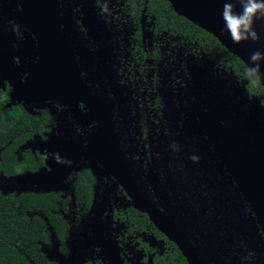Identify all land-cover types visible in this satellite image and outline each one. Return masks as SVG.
<instances>
[{"label": "flooded vegetation", "instance_id": "1", "mask_svg": "<svg viewBox=\"0 0 264 264\" xmlns=\"http://www.w3.org/2000/svg\"><path fill=\"white\" fill-rule=\"evenodd\" d=\"M58 2V52L72 69L65 87L34 80L46 51L20 1L0 0V120L19 127L14 160L0 168V193L50 201L49 210L26 213L45 225L40 252L55 264H190L165 232L175 224L208 262L205 241L217 245L224 227L235 240L234 249L217 248L226 262L264 264L262 249L258 255L231 229L233 221L246 224V210L203 123L205 92L226 96L231 85L247 88L245 80L180 20H166L159 0L151 7L149 0ZM10 142L0 147V165ZM51 214L64 223L63 239ZM51 235L61 263L42 250Z\"/></svg>", "mask_w": 264, "mask_h": 264}, {"label": "water", "instance_id": "2", "mask_svg": "<svg viewBox=\"0 0 264 264\" xmlns=\"http://www.w3.org/2000/svg\"><path fill=\"white\" fill-rule=\"evenodd\" d=\"M19 1L24 8V17H27V26L34 30L38 36L39 45L46 51L44 58L38 64V74L34 80L37 82L53 81L54 84L65 87L67 82H71L72 69L67 59L61 61L67 55L63 56L58 52L62 41V38L57 35L60 26L58 0ZM167 1L177 14L184 16L196 26L213 35L230 53L240 58L247 67L252 52L257 50L264 52V22L262 21H257L255 24V29L261 37L259 41L233 43L222 18L225 0ZM231 2L234 4V10L239 12L238 0H231ZM261 70L264 72V62H262ZM49 73L51 76L47 78ZM261 84L264 87V80L261 81ZM228 88L230 89V87ZM245 92L250 93L244 85L240 86L241 98L233 101L230 92H227L226 96L219 95V93L216 94L215 87H213V93L206 91L205 94L209 93L211 99L208 103L204 101L207 107L205 114L207 116L203 118V123L208 130V141L215 156L229 173L231 183L236 186L237 196L240 194L242 202L251 208L258 229L264 237V120L254 97L250 98V106L243 102L242 95H245ZM65 95L64 91L60 92L61 97ZM217 97H219L218 100H216ZM219 100L221 101L218 102ZM217 110L219 115L216 114ZM143 201L146 202L144 198ZM140 208L149 210L147 207ZM151 217L159 227L160 222L162 228L163 226L165 228L168 223L154 217L152 213ZM168 219V217L165 218V220ZM177 219L182 221L178 217ZM252 224L246 222L245 226L247 225L246 227L249 228ZM171 226L172 229H165V232L183 250L190 264H231L226 262L224 252L217 250V248H221L217 247V242L215 245L213 240L214 243L210 241L211 244L205 241L207 253L210 256L208 262L200 247L192 242L190 235L183 237L178 235L180 231L184 234L187 232L185 226L182 225L179 230H176L175 224H171ZM192 236L197 238L195 235ZM200 240L207 239L202 235Z\"/></svg>", "mask_w": 264, "mask_h": 264}, {"label": "trees", "instance_id": "3", "mask_svg": "<svg viewBox=\"0 0 264 264\" xmlns=\"http://www.w3.org/2000/svg\"><path fill=\"white\" fill-rule=\"evenodd\" d=\"M156 0H149V7ZM161 8L165 13L163 16L166 20L171 17L180 20L181 24L186 26L187 31L195 34V38L203 43V47L210 50L215 60L221 61L229 68L233 69L242 79H244L247 66L236 55L230 53L213 35L196 26L194 23L186 19L184 16L177 14L171 4L165 0H159ZM246 82V81H245ZM249 92L256 96L255 101L261 116L264 120V87L261 82L256 86H249L246 82ZM25 130L30 129V123L27 119H23ZM18 123L14 120L2 122L0 120V147L11 141L6 146L3 153V164L0 168L6 167L13 162L14 158L10 156L11 150L19 138ZM50 201L44 196L34 193L21 194L19 196L9 194L7 196L0 193V264H31L30 260L35 264H55L50 262L46 256L39 250V241L47 240L44 235V223L35 216L34 219L26 215L27 211L42 206L45 210H49ZM15 206L20 207V213H15ZM51 221L56 227L60 238H64L65 226L61 219L51 214Z\"/></svg>", "mask_w": 264, "mask_h": 264}, {"label": "clouds", "instance_id": "4", "mask_svg": "<svg viewBox=\"0 0 264 264\" xmlns=\"http://www.w3.org/2000/svg\"><path fill=\"white\" fill-rule=\"evenodd\" d=\"M240 11L234 10L231 0H225L222 18L230 37L235 44L244 41L257 42L261 39L260 34L255 29L257 21L264 22V0H238ZM262 62H264V52L254 51L249 56V64L246 68L244 80L249 86H256L264 80L262 72ZM264 106V101H262ZM193 161L197 157H190Z\"/></svg>", "mask_w": 264, "mask_h": 264}, {"label": "rangeland", "instance_id": "5", "mask_svg": "<svg viewBox=\"0 0 264 264\" xmlns=\"http://www.w3.org/2000/svg\"><path fill=\"white\" fill-rule=\"evenodd\" d=\"M234 81V80H233ZM235 82V81H234ZM243 84H235V85H231L230 86V92L235 93V101L236 100H240L241 96H240V86H242ZM250 98H252V96L249 94H247L245 92V95H242V99L243 102H245L248 106H250ZM232 112V111H231ZM240 199V196H239ZM240 207L246 210V214H245V221L248 222L249 224L253 223L249 228H247L245 225H241L240 229H238V226L235 224V222L233 221V224L235 225L234 228H231L232 230H234L236 233H238V235H245V237H241V239L245 242V244L247 245L248 243H250L252 245V247L254 248V250L256 251V253L259 255L260 253V249H262L263 253L259 255V262L262 261V259L264 260V237L261 235L259 229H258V225L254 219V214L252 213L251 209L246 206L242 200L240 199ZM230 220V219H229ZM224 231L225 235H219L220 239H218V245L217 247H221V248H232L233 244L235 243V240H231L228 238V235H226V230L224 229V227L221 228V231ZM240 231L243 232V234H240ZM54 236L51 235L50 237V243L47 245H44L42 250L45 252V254L48 256L49 259L56 261L58 263H61V254L56 250V247L52 246V238ZM74 239L79 240V235L78 236H74ZM80 241V240H79ZM56 242V241H55ZM237 242V240H236ZM79 244V242H78ZM72 245V244H71ZM74 246V245H73ZM70 247V244L68 245V249ZM71 248V247H70ZM233 258H235L233 255L231 256ZM68 259V258H67ZM77 260V257L74 258L73 261H70V263H74ZM31 264H34L33 262ZM62 264V263H61Z\"/></svg>", "mask_w": 264, "mask_h": 264}]
</instances>
